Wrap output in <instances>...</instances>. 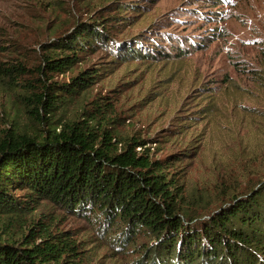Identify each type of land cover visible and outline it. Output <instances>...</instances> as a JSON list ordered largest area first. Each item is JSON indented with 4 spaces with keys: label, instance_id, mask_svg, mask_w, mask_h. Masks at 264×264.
I'll return each instance as SVG.
<instances>
[{
    "label": "rangeland",
    "instance_id": "obj_1",
    "mask_svg": "<svg viewBox=\"0 0 264 264\" xmlns=\"http://www.w3.org/2000/svg\"><path fill=\"white\" fill-rule=\"evenodd\" d=\"M84 21L121 41L144 33L156 44L160 31L174 30L201 44L169 62L112 63L102 49L72 69L45 68L43 45ZM87 69L101 75L73 106L96 99L111 130L168 159L178 199L194 214L209 215L264 179V0H0V134L36 126L15 93L40 80L70 84ZM33 224L69 243L64 264H127L84 218L50 204L0 226V238L24 245Z\"/></svg>",
    "mask_w": 264,
    "mask_h": 264
},
{
    "label": "trees",
    "instance_id": "obj_2",
    "mask_svg": "<svg viewBox=\"0 0 264 264\" xmlns=\"http://www.w3.org/2000/svg\"><path fill=\"white\" fill-rule=\"evenodd\" d=\"M99 26L77 23L46 42L45 68L72 69L102 49L112 63L169 62L201 44L174 30L160 31L164 38L156 44L145 42L144 33L121 41ZM99 70H80L70 84L40 80L15 93L36 126L0 134V226L50 204L84 218L127 264H264V179L209 215L183 207L168 159L151 158L138 150L144 142L111 130L112 120L96 99L73 106ZM30 230L24 245L0 238V264L65 263L67 241L51 242L48 228L38 234L33 224Z\"/></svg>",
    "mask_w": 264,
    "mask_h": 264
}]
</instances>
